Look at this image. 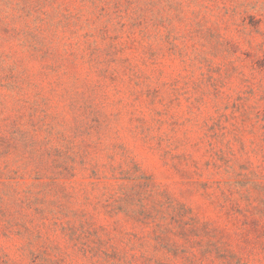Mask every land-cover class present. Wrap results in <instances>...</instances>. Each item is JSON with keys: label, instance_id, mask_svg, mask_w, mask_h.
Wrapping results in <instances>:
<instances>
[{"label": "rangeland", "instance_id": "1", "mask_svg": "<svg viewBox=\"0 0 264 264\" xmlns=\"http://www.w3.org/2000/svg\"><path fill=\"white\" fill-rule=\"evenodd\" d=\"M0 264H264V0H0Z\"/></svg>", "mask_w": 264, "mask_h": 264}]
</instances>
